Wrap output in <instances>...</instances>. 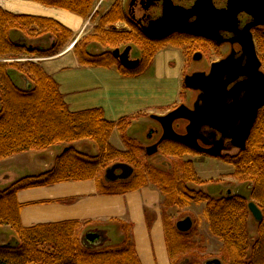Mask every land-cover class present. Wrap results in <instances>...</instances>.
<instances>
[{"label":"trees","instance_id":"trees-1","mask_svg":"<svg viewBox=\"0 0 264 264\" xmlns=\"http://www.w3.org/2000/svg\"><path fill=\"white\" fill-rule=\"evenodd\" d=\"M45 7L63 9L84 19L92 14L96 0H29ZM118 22H125L119 2L101 18L94 35L82 40L75 48L81 65L96 68H115L123 76H137L147 69L156 56L147 57L138 73L125 69L108 50L95 53L88 50L94 43L115 48L129 40L127 34L105 30ZM37 26L56 38L50 50H36L17 43L14 32ZM72 33L63 26L40 18L8 13L0 8V161L29 152H43L65 146L52 167L46 172L20 179L0 189V227L10 226L17 240L0 244V264H141L130 235V227L122 224L124 239L120 244L107 243L89 248L83 243L84 225L78 221L24 227L21 222L22 205L18 193L31 188L48 187L65 182H97L106 195L126 194L156 186L164 196L163 221L168 253L172 264L190 251L191 233H181L171 222L167 212L191 204H206L205 217L210 232L223 243L221 254L227 264H264V114H260L244 150L223 155L222 162L234 167L233 177L252 186L251 201L260 208L263 219L258 223V236L252 243L249 234L250 212L248 199L238 194L218 197L189 188L206 182L198 176L194 163L184 161L186 155H200L173 141H163L159 153L174 158L171 173L142 164L146 148L128 137L131 120L109 122L101 110L71 112L59 91L56 81L35 62H2L23 55L51 57L57 55ZM173 44H177L175 40ZM178 45V44H177ZM26 83L30 84L28 89ZM115 130L122 135L127 151L116 149L110 142ZM90 141L96 153L86 155L72 144ZM125 163L134 168L127 181L105 183L104 173L111 163ZM150 225V224H149ZM50 249L51 251H47Z\"/></svg>","mask_w":264,"mask_h":264},{"label":"crops","instance_id":"crops-1","mask_svg":"<svg viewBox=\"0 0 264 264\" xmlns=\"http://www.w3.org/2000/svg\"><path fill=\"white\" fill-rule=\"evenodd\" d=\"M115 1L96 0L88 19L29 0H0V8L15 15L53 21L73 34V39L57 55L35 60L56 81L71 112L97 109L103 112L109 122L129 119L131 126L128 134L135 127L158 130L159 126H155L157 123L150 116L166 115L181 102L184 60L180 50L172 48L167 53L157 55L142 74L132 77L121 75L115 68L83 66L75 53L79 42L87 35L96 33L101 17L112 8ZM115 27L118 29L125 25L119 22ZM106 30L109 31L108 28ZM24 32H28V35H23ZM13 35H17V43L36 50H50L56 44L53 35L37 26L14 32ZM88 50L103 53L110 49L101 44H92ZM151 125L154 126L149 127ZM135 136L130 135L133 138ZM110 142L116 149L127 151L118 130L114 131ZM71 147L86 155L96 153L94 145L86 140L76 142ZM65 148L60 145L43 152L29 151L0 161L2 175L13 172L16 176L12 181L0 183V189L20 179L46 172ZM29 155L48 156L41 160V166L36 167L28 158ZM33 166L36 169L29 171ZM20 168L28 170L25 176L14 172ZM226 194L228 191L224 193L220 190L216 197ZM17 198L23 207L21 222L24 227L78 221L84 225L83 233L101 231L105 233L108 242L120 244L124 239L121 229L124 223L130 227V235L141 264H172L163 221L165 199L154 185L126 194L106 195L99 190L94 180L75 181L26 189L19 192ZM114 234L115 238L118 234L117 241L113 240Z\"/></svg>","mask_w":264,"mask_h":264},{"label":"flooded vegetation","instance_id":"flooded-vegetation-1","mask_svg":"<svg viewBox=\"0 0 264 264\" xmlns=\"http://www.w3.org/2000/svg\"><path fill=\"white\" fill-rule=\"evenodd\" d=\"M116 2L122 6L125 22L120 23L125 27L118 31L114 24L107 26L105 30L108 28V32L127 34L128 44H135V51H139L138 55L135 54V58H133L134 48L127 45V47H131L130 59L138 61V65L132 69L135 70V73L141 70L147 57L154 51L156 58L157 55L169 52V49L177 48L181 51L183 60L186 56L191 63L196 65H204L208 53H214L216 59L209 64L206 70H197L191 73H185L184 70L183 87L188 93V89L184 85L185 77L198 72L209 74L215 63L233 57L234 60L241 61L244 66L254 65L250 55L251 47L254 46L259 61V72L264 75V58L262 57L264 54V0H116ZM167 7L170 9L166 12ZM194 8H196L195 14L187 18V13ZM166 13H169V16L165 22ZM173 14H175L174 18ZM161 22H163L162 25ZM173 40L179 42L178 45L173 44ZM252 42L253 44H251ZM118 47L115 48L118 49ZM115 48L114 50H116ZM247 79V77H240L238 82ZM192 92L194 97L191 107L186 105L188 104L185 102L187 100L185 97L188 96L186 93V95L184 93L181 95V102L178 106L185 104L193 109L201 93ZM260 114H264V108L259 110L257 118ZM185 123L187 126L188 123ZM178 129L179 127L176 128V130ZM147 132H150L152 145L158 143L161 135H156L155 129L152 128H149ZM200 145L208 148L201 142ZM225 148L222 156L234 150L228 140L225 141ZM199 154L209 156L205 153Z\"/></svg>","mask_w":264,"mask_h":264},{"label":"water","instance_id":"water-1","mask_svg":"<svg viewBox=\"0 0 264 264\" xmlns=\"http://www.w3.org/2000/svg\"><path fill=\"white\" fill-rule=\"evenodd\" d=\"M168 9L170 7L166 8V12ZM195 12L196 8L187 13L186 17L193 16ZM174 15H172L173 18ZM168 16L169 13H166L165 22ZM160 24L162 25L163 22ZM112 53L125 69L132 70L138 65V61L130 59V46L123 52L116 49ZM250 55L254 65L244 66L241 61L234 60L232 57L213 64L209 74L198 72L186 76L185 87L188 90L200 92V97L193 109L182 104L166 115L150 116L159 125L155 133L161 137L158 143L146 148V155L157 154L159 145L163 141L178 142L197 153H205L213 158L222 156L223 151L226 150V140L230 141L234 149L244 150L258 112L264 108V75L259 72V61L254 46L251 47ZM240 77L248 79L238 82ZM26 86L30 88L29 83H26ZM180 122L188 123L185 134H180L176 130L180 127ZM200 142L208 148L202 147ZM133 173L132 166L118 162L106 169L105 180L109 183L127 181ZM251 188L250 185L249 189ZM230 194L231 192L228 191V195ZM248 209L257 223L262 221V212L254 201L249 202ZM192 227L193 222L190 218L176 225L181 233L189 232ZM107 242L108 238L101 231H89L83 237V243L89 248H98ZM207 264H221V262L215 260Z\"/></svg>","mask_w":264,"mask_h":264},{"label":"rangeland","instance_id":"rangeland-1","mask_svg":"<svg viewBox=\"0 0 264 264\" xmlns=\"http://www.w3.org/2000/svg\"><path fill=\"white\" fill-rule=\"evenodd\" d=\"M119 30H122V28H118V31ZM22 34L28 35V32H24ZM89 36L90 35H87L85 38ZM12 38L16 40L17 35H12ZM72 39H73V34H72ZM128 43H129V40L124 42L122 45H120L118 49L123 51L127 47V45H131L134 48L133 58H135V54L138 55L139 51L138 50L135 51V44H128ZM109 51L112 53L114 51V48H110ZM262 57L264 58V54L262 55ZM36 58L38 59L42 57L23 55L22 57L16 60L12 58L2 59V62H6V63H12L13 61H18L22 63H25L27 61L35 62ZM215 59H216L215 54L212 52H209L207 55L206 63L204 65L203 64L196 65L195 63H191L188 60V58L185 56V59H184L185 73H191L193 71L203 70V69L206 70L209 64ZM185 91L186 90L184 89V87H182V92L184 94L186 93ZM187 92L188 93L186 94H188V96L185 97V99L187 100L185 99L184 100L186 103H188L186 105L191 107L194 93L188 90ZM146 122H149V121H146ZM152 126L154 125H151L149 127H152ZM155 126H159V125L156 124ZM185 126H186L185 122H180V127L177 130V132L180 134H183L185 132L184 130ZM147 128L148 127H146V129L145 128L141 129V128L135 127V129H133L129 134L127 132V135L128 137H130V135H136L135 138L133 137H130V138L135 140L136 142H138L145 148H147L152 145L151 138H150V132H147L148 131ZM114 143H116L115 140H114ZM237 152L238 150L234 149L228 153L231 155H235L237 154ZM228 153H225V154H228ZM46 156L40 157L39 155L38 157L37 155L33 157L32 155H29L28 158L32 160V162H34L33 164L37 165L36 167H38V166H41V164L43 163V161L41 160L47 158ZM183 160L192 161L194 163L195 170L197 171L200 179L202 178L201 180L206 182L205 184L201 186L190 184L189 185L190 189L202 191L203 193L207 195H211L213 197L214 196L216 197V195H219L220 190H222V192L224 193H226L227 191H231L233 194H238L248 199V202H251V199L249 196L248 184L241 183L240 181H238L236 178L233 177V173H234L233 166L222 162L220 159H216L210 156L186 155L183 158ZM141 162L142 164H147L149 166L156 167L164 172L171 173L172 171L170 169V166L174 165V163L176 162V159L164 157L159 152L152 156H147L144 153V156ZM113 164L114 163H111L110 166H112ZM36 167L33 166L29 168V171H31L32 168L36 169ZM26 171L28 172V170L20 168L14 172L20 176H25L27 174ZM14 177L16 176L13 172L7 173V174L5 173L3 175L0 173V183L12 181L14 180ZM205 209H206V204L202 203L198 205L191 204L189 207H186V208L174 207L168 210L167 214L170 217L171 222L175 225V227L178 222L183 221L186 218H190L193 222L192 229L189 232H187V233L192 234L190 236L191 249L189 252L179 256L178 259L175 260L174 262L175 264H206L208 261H212V260H218L221 262V264H227V261L223 258L221 254V251L223 249V243L217 237L211 234L210 229H209V224L205 217ZM248 227H249V234H250V237L253 243L254 240L257 239V236H258V223L251 216L249 219ZM13 238L17 239L15 232L10 226L0 227V244L14 243L15 239L13 240ZM117 238H118V234H117ZM117 238H115V234H114L113 240L117 241L118 240ZM46 250L51 251L50 249H47V248Z\"/></svg>","mask_w":264,"mask_h":264}]
</instances>
